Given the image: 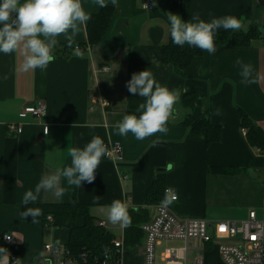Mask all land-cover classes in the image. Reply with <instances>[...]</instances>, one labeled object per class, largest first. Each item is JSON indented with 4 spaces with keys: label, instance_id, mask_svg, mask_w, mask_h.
Returning <instances> with one entry per match:
<instances>
[{
    "label": "crops",
    "instance_id": "1",
    "mask_svg": "<svg viewBox=\"0 0 264 264\" xmlns=\"http://www.w3.org/2000/svg\"><path fill=\"white\" fill-rule=\"evenodd\" d=\"M105 3L114 12L102 40L89 43L88 21L80 26L72 47L58 36L56 58L45 70L23 71L22 50L0 53V247L9 255L8 264H13L14 253L20 256L18 264H41L46 242L68 241L66 228L24 219L23 197L28 191L35 194L43 176L71 166L68 148H83L93 136L104 144H121L123 160L116 163L104 156L92 183L75 187L62 177L63 196L42 190L29 204L88 205L97 223L106 221L114 239L124 240L125 264H144L145 235L134 243L137 230L108 220L105 209L114 200L128 205L131 226L152 219L163 203L180 217H202L213 223L246 218L251 210L259 216L264 213V154L248 140L238 109L264 129V0H155L149 10L142 0ZM81 4L89 15L103 8L96 0ZM168 13L184 21L199 13L206 22L231 15L242 18L244 27L238 31L258 27L263 33L250 46L221 44L214 54L204 51L182 75L163 59V47L170 39ZM232 32L221 28L215 38L223 40ZM76 44L82 47V58L73 55ZM244 65L252 66L249 79L254 83L242 76ZM143 70L179 91L180 98L165 131L138 140L131 132L119 135L116 125L125 115L140 114L137 108L144 98L130 94L127 82ZM40 100L47 105L42 117L19 115ZM201 117L220 126L218 141L208 142L205 128L193 133L190 122ZM167 187L177 199H167ZM4 233L13 235V245H6ZM168 248L176 251L171 263L166 259ZM155 254V264H197L198 258L201 264H221L216 243L198 238L162 239ZM0 264H4L2 253Z\"/></svg>",
    "mask_w": 264,
    "mask_h": 264
},
{
    "label": "clouds",
    "instance_id": "2",
    "mask_svg": "<svg viewBox=\"0 0 264 264\" xmlns=\"http://www.w3.org/2000/svg\"><path fill=\"white\" fill-rule=\"evenodd\" d=\"M96 2L100 7L107 6L105 0ZM116 2L117 0H112L114 6ZM90 19L81 0H23V2L0 0V53L8 55L22 50L23 71L36 68L45 70L56 58L53 55L58 43L56 38L63 35L68 41V46L72 47L80 26L85 25ZM168 21L170 36L175 45L183 47L187 44L209 54H214L217 50L215 43L217 30L223 28L227 31H238L244 27L242 18L238 19L231 15L213 17L206 22L200 18L199 13H194L188 21L168 13ZM73 55L82 58L79 46L74 48ZM241 74L249 83L255 82L249 79L252 75L251 65H244ZM127 88L130 94H138L144 98V102L138 105L139 116L125 115L116 125L119 135L125 136L131 132L136 139L144 140L158 132H164L167 122L173 115L174 106L179 101V91L170 90L158 83L149 70L134 73L127 82ZM215 114L219 115L220 110L217 109ZM44 132L47 134V127ZM105 155L107 148L99 136H93L83 148L69 147L71 166L57 168L54 173L43 176L36 185L35 194L32 191L26 192L23 204L34 203L42 190L51 192L57 198L63 196L64 189L60 186L62 177L67 178V183L75 187H81L85 181L92 183L95 171ZM105 211L112 224H120L121 227L131 226L128 205L125 202L114 200ZM41 215L40 208L32 207H26L22 213L24 218L30 216L33 222H38L37 218ZM5 239L10 240L11 236H5ZM0 253L3 254L4 264H8L9 255L6 249L0 247Z\"/></svg>",
    "mask_w": 264,
    "mask_h": 264
},
{
    "label": "built area",
    "instance_id": "3",
    "mask_svg": "<svg viewBox=\"0 0 264 264\" xmlns=\"http://www.w3.org/2000/svg\"><path fill=\"white\" fill-rule=\"evenodd\" d=\"M147 5V7H145ZM145 10L154 7L153 0H142ZM264 27V18H263ZM80 50L82 47L79 44ZM47 105L43 100L25 106L20 112L21 117L32 114L42 117L46 113ZM13 128V126H12ZM244 128V133H246ZM107 148L106 158L118 163L123 160V150L119 143H105ZM258 152L264 154V149L256 147ZM167 199L175 200L178 195L171 188H165ZM51 219V217H49ZM99 225L106 227V221L101 220ZM145 235L144 264H155L156 244L165 238H198L205 242L213 241L219 249L221 264H264V213L259 216L255 210H251L246 218L235 220H220L215 223L202 217H180L166 203L160 204L152 219L141 224ZM11 236V239H5ZM9 247L14 243V237L10 233L2 236ZM125 242L123 239H113L111 244L92 258L88 251L80 254L73 253L65 244L46 242L44 244V256L41 264H125L123 253ZM176 255L174 248L167 249V261L171 263V257ZM13 264L20 262V256L12 254ZM200 258L197 264H201Z\"/></svg>",
    "mask_w": 264,
    "mask_h": 264
},
{
    "label": "trees",
    "instance_id": "4",
    "mask_svg": "<svg viewBox=\"0 0 264 264\" xmlns=\"http://www.w3.org/2000/svg\"><path fill=\"white\" fill-rule=\"evenodd\" d=\"M113 12L111 7L106 6L99 12L90 15L91 19L88 20L87 24L90 44L99 43L102 40L109 27ZM262 33V29L252 27L248 31H234L223 40L215 38V43L216 46L221 44L238 47L250 46L251 41ZM203 53L204 51L201 49L187 44L183 47L175 45L171 36L168 43L163 47L164 61L171 64L182 75L185 74V69L194 58ZM238 109L241 125L247 130L248 140L252 145L264 149V129L256 124L243 108L239 107ZM190 127L195 134H199L200 130L205 128L208 142L218 141L221 137L220 126L211 123L206 117L190 122ZM223 170L225 171L226 169ZM26 207L41 209L42 215L37 218V221H48L58 228H66L69 232V238L65 245L77 255L83 251H88L92 258L110 245L114 239L113 233L97 223L96 218L90 213L89 206L86 204L77 201L28 204L23 205L22 213ZM24 219L32 220L30 216ZM130 227L138 232L137 239L133 240L136 243L139 241V236L144 233L141 226L133 224Z\"/></svg>",
    "mask_w": 264,
    "mask_h": 264
}]
</instances>
